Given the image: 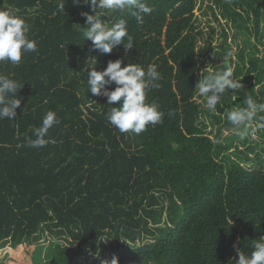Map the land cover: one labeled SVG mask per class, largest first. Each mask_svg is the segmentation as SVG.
<instances>
[{
  "label": "trees",
  "instance_id": "trees-1",
  "mask_svg": "<svg viewBox=\"0 0 264 264\" xmlns=\"http://www.w3.org/2000/svg\"><path fill=\"white\" fill-rule=\"evenodd\" d=\"M257 2L259 27L264 0L252 7ZM145 3L151 12L143 24L127 9L100 10L109 28L124 19L133 39L128 52L119 45L105 54L83 36L81 13L94 14L88 5L0 0V11L23 18L37 45L19 65L0 62V75L23 84L15 120H0V253L10 248L16 258L0 264H18L21 255L29 264H110L113 257L118 264H235L237 249L250 256L264 242L262 165L220 159L221 134L215 143L197 125L196 0ZM116 59L160 73L146 103L164 113L162 122L139 135L108 122L120 102L87 91V73ZM250 65L254 78L236 94L238 108L248 96L264 103V58ZM48 111L59 123L44 147H29ZM28 249L40 252L39 261L26 257Z\"/></svg>",
  "mask_w": 264,
  "mask_h": 264
},
{
  "label": "clouds",
  "instance_id": "clouds-1",
  "mask_svg": "<svg viewBox=\"0 0 264 264\" xmlns=\"http://www.w3.org/2000/svg\"><path fill=\"white\" fill-rule=\"evenodd\" d=\"M73 5H88L94 14L82 12L85 17L86 30L83 32L85 39L90 40L92 50H99L108 54L116 46L123 45L125 52L133 48V39L128 34L127 22L121 19L111 28L102 21L103 13L106 11L128 10L138 24H143V17L151 12L145 0H72ZM64 3L59 5L64 11ZM29 26L26 21L12 11H0V62L7 61L12 65H19L22 56L26 53L36 52L35 41L28 38ZM127 39V43H125ZM122 59L108 61L102 71L95 69L87 73V91L94 96L106 97L109 105L120 102L119 107H112L108 114V122L121 133L129 131L139 135L151 124L162 122L163 112L158 110L157 105L146 103V93L150 87L158 88L156 83L160 79V73L155 65L143 69L137 64L127 63L121 67ZM234 78L231 66L223 69L213 70L208 68L207 74L197 82L199 95L205 97L206 107L211 112L217 111L222 99L228 95L238 94L244 89V85ZM115 84L114 90H109L110 85ZM23 84L0 75V120L8 119L14 121L16 110L21 104L18 97V90ZM264 103H258L253 97L248 96L245 100V107L230 111L226 114L227 120L231 123L232 130L242 139L244 131L254 120L264 121ZM59 123L56 113L48 111L42 119L40 127L34 129L35 139H29V147H44L47 143L45 137L54 124ZM250 256H246L237 249L238 259L235 264H264V242H255ZM101 264H108L102 261ZM110 264H118L115 257Z\"/></svg>",
  "mask_w": 264,
  "mask_h": 264
},
{
  "label": "rangeland",
  "instance_id": "rangeland-1",
  "mask_svg": "<svg viewBox=\"0 0 264 264\" xmlns=\"http://www.w3.org/2000/svg\"><path fill=\"white\" fill-rule=\"evenodd\" d=\"M258 2L252 7V0H196L194 11L198 28L196 86L199 79H203L207 74L208 68L217 70L226 66L232 67L234 78L243 82L245 90L252 84L254 74L247 72L251 68L250 63L254 59L264 58V15L259 20V27H256L253 13L254 8L259 5ZM194 100L199 111L198 127L215 143L216 136L221 134V140L218 142L220 159L234 161L243 167L253 168L261 164L264 170V126L248 125L242 129L243 139L232 129H224L226 122H229L226 114L239 109L234 106L236 94L229 90L228 95L223 97L221 105L217 106L216 112L207 109L206 99L199 95L198 87ZM247 151L252 160L248 163L244 162L245 157L241 153ZM51 240L63 244L62 240L54 238ZM113 247L115 248V243ZM39 253L34 255L33 250L28 249L26 257L32 260ZM41 254L46 259L50 252L43 250ZM12 258L16 261L10 248L0 253V262L2 260L10 262ZM36 259L39 261L37 256ZM17 263L30 262L23 260L21 255Z\"/></svg>",
  "mask_w": 264,
  "mask_h": 264
}]
</instances>
